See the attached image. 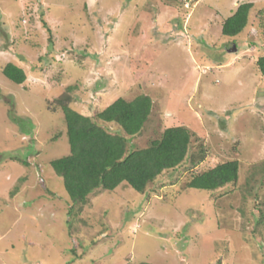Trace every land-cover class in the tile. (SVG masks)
Masks as SVG:
<instances>
[{
  "label": "rangeland",
  "instance_id": "obj_1",
  "mask_svg": "<svg viewBox=\"0 0 264 264\" xmlns=\"http://www.w3.org/2000/svg\"><path fill=\"white\" fill-rule=\"evenodd\" d=\"M243 2L247 26L222 35ZM263 54L264 0H0V264H264V218L254 221L264 217ZM7 62L23 68V84L4 76ZM68 86L85 115L149 95L135 147L184 125L206 157L163 171L144 193L97 191L68 215L49 163L69 152L53 103ZM232 159L234 184L185 186Z\"/></svg>",
  "mask_w": 264,
  "mask_h": 264
},
{
  "label": "trees",
  "instance_id": "obj_2",
  "mask_svg": "<svg viewBox=\"0 0 264 264\" xmlns=\"http://www.w3.org/2000/svg\"><path fill=\"white\" fill-rule=\"evenodd\" d=\"M251 7V2L238 4L234 12L223 19L221 34L239 35L248 24ZM49 40L51 42V38ZM256 66L264 77V54L257 58ZM1 70L14 83L23 84L26 80L23 68L12 62H7ZM73 87H66L53 99L64 117L69 152L49 162L62 179L68 195V215L80 213L89 196L97 191H113L124 183L144 193L163 171H173L183 162L191 169L206 157L203 144L191 150L194 133L184 125L166 127L144 147H135L132 139L143 132L153 110L149 95L140 93L131 99L117 97L92 115H85L71 106ZM108 123L115 124L116 128H108ZM238 172V160H226L206 170L191 172L185 186L216 190L234 184ZM263 218L259 212L254 216L255 224H260Z\"/></svg>",
  "mask_w": 264,
  "mask_h": 264
},
{
  "label": "water",
  "instance_id": "obj_3",
  "mask_svg": "<svg viewBox=\"0 0 264 264\" xmlns=\"http://www.w3.org/2000/svg\"><path fill=\"white\" fill-rule=\"evenodd\" d=\"M235 49H236V47H235V46H233L232 50H235Z\"/></svg>",
  "mask_w": 264,
  "mask_h": 264
}]
</instances>
